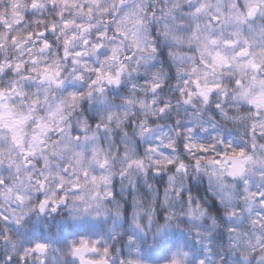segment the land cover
<instances>
[{
    "label": "clouds",
    "instance_id": "1",
    "mask_svg": "<svg viewBox=\"0 0 264 264\" xmlns=\"http://www.w3.org/2000/svg\"><path fill=\"white\" fill-rule=\"evenodd\" d=\"M0 264H264V0H0Z\"/></svg>",
    "mask_w": 264,
    "mask_h": 264
}]
</instances>
